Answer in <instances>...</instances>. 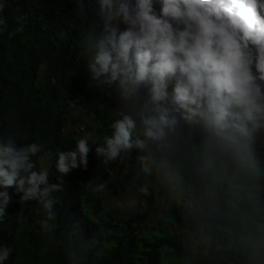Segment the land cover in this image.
Instances as JSON below:
<instances>
[{
	"label": "trees",
	"instance_id": "trees-1",
	"mask_svg": "<svg viewBox=\"0 0 264 264\" xmlns=\"http://www.w3.org/2000/svg\"><path fill=\"white\" fill-rule=\"evenodd\" d=\"M0 264H264V0H0Z\"/></svg>",
	"mask_w": 264,
	"mask_h": 264
},
{
	"label": "rangeland",
	"instance_id": "rangeland-1",
	"mask_svg": "<svg viewBox=\"0 0 264 264\" xmlns=\"http://www.w3.org/2000/svg\"><path fill=\"white\" fill-rule=\"evenodd\" d=\"M87 123H90L91 120L90 119H86ZM86 124V123H85ZM86 126H82V128L77 131L79 135L83 134V137L87 140V141H91L92 136L94 135V133L92 132H86L85 130ZM238 196V195H237ZM241 195H239V197L236 198V200L238 201ZM242 197V196H241ZM113 206H117L119 208L128 210V211H136L138 209V204L135 200L134 197H132L130 194L128 193H120L119 195H117V197L113 198V200L111 201Z\"/></svg>",
	"mask_w": 264,
	"mask_h": 264
},
{
	"label": "clouds",
	"instance_id": "clouds-1",
	"mask_svg": "<svg viewBox=\"0 0 264 264\" xmlns=\"http://www.w3.org/2000/svg\"><path fill=\"white\" fill-rule=\"evenodd\" d=\"M248 9H249L250 14L254 13V11L250 7H248Z\"/></svg>",
	"mask_w": 264,
	"mask_h": 264
}]
</instances>
